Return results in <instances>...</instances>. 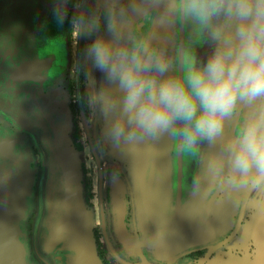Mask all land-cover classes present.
<instances>
[{
	"label": "water",
	"instance_id": "water-1",
	"mask_svg": "<svg viewBox=\"0 0 264 264\" xmlns=\"http://www.w3.org/2000/svg\"><path fill=\"white\" fill-rule=\"evenodd\" d=\"M68 1L0 0V78L7 83V88L10 84L17 87L14 97L7 95L6 102L13 107L19 102L21 108L14 116L18 135L11 134L7 125L6 136L0 134V264H51L50 256L52 259L64 257L68 264H103L92 231L96 216L86 202L83 184L82 165L91 153L97 159L99 155L114 157L120 169L122 179L113 190V210L114 219L122 228V240L128 242L124 237L130 193L126 184L128 174L134 181L132 189L140 221L144 219L143 210L152 221L153 234L135 245L140 257L136 264H150L142 255L141 247L150 245L160 226L164 228L167 222L168 193L172 192L166 188L167 184H162L164 176L159 175V165H169L165 157L170 155L178 156L179 171L186 158L192 164L191 171L198 185L189 205L200 213L190 228L179 221L173 237L159 242L156 249L168 253L180 243L186 252L208 249L209 254L216 253L208 264H264V196L232 193L206 175L207 161L220 151L219 144L205 143L193 156L179 147L178 136L163 135L134 147L116 148L104 138V121L97 111L98 124L91 151L85 153L73 146L72 115L65 100L66 92L60 93L62 89L58 87L73 66L64 31L66 24L61 16ZM102 2L118 6L117 18L126 20L132 30L136 22L148 15L145 30L135 31L152 33L156 42L173 57L177 73L188 53L203 58L209 50L205 29L199 34L191 33L186 28L187 19L162 14L166 0ZM137 7L145 11L138 12ZM143 24L137 23L138 27H144ZM198 28L194 25V29ZM79 65L80 62L76 65L78 69ZM83 69L87 78L92 75L99 81L100 74L91 67L87 56ZM2 117L6 124L13 122L7 113ZM238 119L239 116L235 118ZM31 144L38 145L42 163L38 172L31 168ZM155 178H159L161 185ZM163 203L166 208L161 206ZM202 211L204 218L201 219ZM156 212L166 213V221L159 217L164 225L156 218ZM207 216L211 217L209 222ZM207 261L208 257L199 264Z\"/></svg>",
	"mask_w": 264,
	"mask_h": 264
},
{
	"label": "clouds",
	"instance_id": "clouds-1",
	"mask_svg": "<svg viewBox=\"0 0 264 264\" xmlns=\"http://www.w3.org/2000/svg\"><path fill=\"white\" fill-rule=\"evenodd\" d=\"M162 14L207 31L208 52L188 53L179 73L152 33L111 10L106 34L96 18L74 20L76 35L92 37L85 54L100 79L89 75L85 99L104 121V138L122 148L178 136L193 156L219 144L206 175L232 193L264 196V0H166Z\"/></svg>",
	"mask_w": 264,
	"mask_h": 264
},
{
	"label": "flooded vegetation",
	"instance_id": "flooded-vegetation-1",
	"mask_svg": "<svg viewBox=\"0 0 264 264\" xmlns=\"http://www.w3.org/2000/svg\"><path fill=\"white\" fill-rule=\"evenodd\" d=\"M103 0H69L66 6L61 11V16L65 21L66 28L64 31L68 38V47L71 53L70 56L73 59V66L65 75L63 83L59 84V89H62L60 93H65V100L67 98L68 108L72 115V131L70 137L72 139L73 146L79 150L88 153L92 149V138L96 125L98 124L97 110H94L86 102L87 88V74L83 69L85 67L86 54L85 49L89 40L92 38L87 35L78 36L73 31V23L77 18L83 17L85 20L96 18L99 24V33L106 30L109 22V11L114 14H118L119 7L116 5L107 6L102 2ZM144 1V0H141ZM143 3V2H142ZM123 5H126L124 2ZM148 15L141 21H138L134 25L135 30H145V26L148 25ZM144 22V27H138L137 23ZM144 28V29H143ZM19 31V29H16ZM96 33H93L95 35ZM19 38V36H18ZM80 62V69L76 67ZM0 81L2 79L0 78ZM5 81L0 82V134L6 136V125L9 128V132L13 135H18L17 128L14 123L15 115L20 111L19 102H16L14 107L11 103L6 102L7 95L14 97L17 87L13 84L8 85ZM31 92H34L31 90ZM7 107L10 108V112L7 111ZM7 113L12 116L13 122L6 124L2 114ZM13 113V115H12ZM19 148V147H18ZM31 168L36 169L37 172L42 163L39 162V149L37 144H31ZM100 154V153H99ZM105 155H99L98 159L94 153L86 156L82 165L84 178L83 184L85 187L86 202L89 209L92 210L96 216L95 224L92 227L97 254L103 264H136L140 262L138 251L135 249V245L140 240L149 239L153 234V226L148 212L143 210V223H141L136 206V197L134 194L133 180L129 176L127 177V187L130 190L128 199V212L125 219V238L128 242H124L120 235L122 228H119L118 222L114 219V203L113 196L116 187H118L119 181L122 179L120 169L116 164L114 157H104ZM176 155H170L165 157L168 160L169 165H165L163 161L159 160L160 172L159 175H163L162 184L166 185V188L170 189L172 193L169 195L168 204V216L166 215L167 222H164L165 214H158L157 219L160 222L162 218L165 227L160 226V230L156 238H154L150 245L141 247V253L150 264H199L200 261L208 257V264L212 261L217 254L210 253L208 249L194 250L191 249L186 252L184 245L178 243L174 247H171L168 253L159 252L156 246L161 241H166L167 238L173 237L174 231H177V223L183 221L190 228L191 224L199 218V213L196 210H192L190 207V200L192 196L197 192V184L194 183L195 177L192 174V164L189 163V169L184 171L182 165L181 170H178ZM167 176L168 180H167ZM156 183L160 182L155 178ZM181 184V185H180ZM161 185V184H160ZM156 186V185H155ZM156 189V188H155ZM154 189V190H155ZM177 190V191H176ZM180 190V193H179ZM180 194V199L178 198ZM179 199V202H178ZM165 207V203L161 204ZM166 208V207H165ZM175 216L177 218L175 219ZM160 217V218H159ZM183 217H185L183 219ZM201 219L204 218L203 211L200 214ZM208 217V216H207ZM210 216L207 218L208 222ZM169 227H166L168 226ZM182 231V230H181ZM189 237V236H188ZM187 237V238H188ZM192 237V235L190 236ZM124 238V239H125ZM177 240V238H175ZM174 240V239H173ZM131 244V245H130ZM228 250L225 249V253ZM59 255V253H58ZM60 256H64V252H60ZM54 264H68L64 261V257L59 259H53Z\"/></svg>",
	"mask_w": 264,
	"mask_h": 264
},
{
	"label": "rangeland",
	"instance_id": "rangeland-1",
	"mask_svg": "<svg viewBox=\"0 0 264 264\" xmlns=\"http://www.w3.org/2000/svg\"><path fill=\"white\" fill-rule=\"evenodd\" d=\"M189 21L190 20H187V24H188V26H187V24H186V28L191 32V33H194V34H199V32H200V30H201V28H198V29H194V23H191V25L189 24ZM195 26H197V25H195ZM69 53H71L70 51H69ZM205 158V157H204ZM206 159V158H205ZM189 159L188 158H186L185 160H184V171H187L188 169H189ZM48 260L51 262V264H54V261H53V259H52V257L50 256L49 258H48Z\"/></svg>",
	"mask_w": 264,
	"mask_h": 264
}]
</instances>
